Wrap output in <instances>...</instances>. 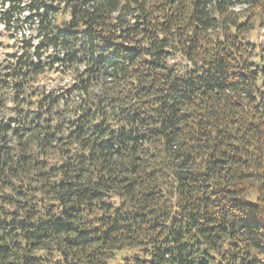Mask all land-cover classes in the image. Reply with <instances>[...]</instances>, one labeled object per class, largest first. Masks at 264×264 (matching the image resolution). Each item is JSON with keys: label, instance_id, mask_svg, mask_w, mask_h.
I'll return each mask as SVG.
<instances>
[{"label": "clouds", "instance_id": "1", "mask_svg": "<svg viewBox=\"0 0 264 264\" xmlns=\"http://www.w3.org/2000/svg\"><path fill=\"white\" fill-rule=\"evenodd\" d=\"M261 49L264 0H0V123H12L13 117V128L22 132L37 124L45 130L47 135L41 131L24 136L23 151L31 153L33 162L46 161L49 168L63 164L81 169L82 160L101 155L95 149L100 142L121 151L109 168L98 162L87 164L89 175L76 182L77 189L95 191L103 178L107 184L103 199L111 206L101 212L98 202L86 203L58 192L64 201L60 203L46 195L60 180L51 171L30 167L17 171L22 149L8 133L3 143L12 147L0 155V221L8 224L0 227V264H35L34 257L46 259L47 264L58 259L60 264L77 259L109 264V257L119 260L117 248L125 249L128 264H264ZM35 66L43 69L42 74ZM17 70L27 75L17 76ZM241 81H245L241 89L227 87ZM216 84L219 93L204 88ZM236 103L239 109L231 107ZM186 113L192 118L185 119ZM181 120L184 123L178 126ZM53 134L57 139L63 136L57 151L48 147ZM232 139L240 141L239 149ZM221 140L220 150L240 163L223 171L214 169L218 173L214 181L198 183L203 162L195 157L207 155L211 144ZM64 145L70 148L67 155H61ZM88 145L93 146L91 155ZM135 147L140 148L139 160L130 150ZM42 151L47 153L43 157ZM185 157L193 161L188 167ZM149 169H155L151 179ZM41 172L44 179L38 178ZM127 173L140 187L126 195L122 184L109 178L119 180ZM248 175L261 179L259 195L235 197L256 187L254 180L239 179ZM178 177L199 190L185 192ZM36 182L44 186L42 193L31 190ZM153 186L165 189L163 200L159 193L157 199H148ZM21 190L24 195L18 197ZM53 199H57L54 211ZM69 202L85 205L77 221L81 228L95 229L99 222L93 234L101 237L105 229H119L112 233L113 242L66 250L64 236L53 234L43 248L34 249L32 236L49 222V214L63 219ZM136 212L145 213L144 219L120 223ZM172 216L189 217L182 221L189 227L192 222L202 229L214 223L217 232L208 239L193 229L185 236L189 243L183 244ZM21 221L27 224L23 231L17 226ZM157 221L159 227L153 230L150 225ZM225 224L240 227H230L234 234L229 236L219 232ZM218 235L222 238L215 239ZM174 238L177 243H172ZM57 247L76 255L65 261Z\"/></svg>", "mask_w": 264, "mask_h": 264}, {"label": "trees", "instance_id": "2", "mask_svg": "<svg viewBox=\"0 0 264 264\" xmlns=\"http://www.w3.org/2000/svg\"><path fill=\"white\" fill-rule=\"evenodd\" d=\"M215 19V17L213 18ZM137 23H140V21H137ZM211 25H209V28ZM119 42V41H117ZM248 45L250 48L255 49L256 45L249 41ZM128 47L129 45H125ZM131 47H135V43L131 45ZM238 50V49H237ZM261 51H264V49H261ZM10 55H15V53H10ZM264 58V57H262ZM253 63H255L253 61ZM34 70L38 73L43 72V69L40 66H35ZM49 71H53L52 69H49ZM17 76L20 75H27V73H23L19 70L15 71L14 73ZM260 73H257L259 75ZM8 76L13 75V73L7 74ZM245 76L247 75L246 73L244 74ZM53 76H55V71H53ZM245 81H241L239 83L235 84H229L227 85L228 88L231 90L235 91L238 89H241L244 85ZM20 82H17L16 87H20ZM204 88L212 93H219L220 91V85L216 84L214 87L209 86V85H204ZM169 99H172L171 97ZM186 99V98H185ZM231 107L239 109L240 104L236 103L231 105ZM185 119H191L190 114H185ZM12 123H15V118L10 117L9 118ZM12 123H0V155H3L6 153L8 149L12 147V145L5 144L3 141L8 140V133H11L12 136L16 137V140L18 142V147L22 149L20 156L17 160V163L19 164V168L17 171H24L25 168L30 167L35 171L38 168H43L45 171H51L54 176L60 177V180L58 183H54L52 186V189L46 193V195L57 197L58 192H64L67 194H70L73 199L80 200L83 199L86 203H93V202H98L101 204V208L99 209L101 212L105 210V208H110L111 206V201L104 200V192L107 189V184L106 182L103 181V178H100V180L97 183V187L95 191H90L88 187H83L81 189H77L76 187V182L79 181L82 176H87L89 175V172L86 169L87 164L89 163H99L101 166L105 168H109L111 164L115 163V158L121 155V151L119 148L113 146V145H104L103 142H100L99 144L95 145L96 152L101 153L99 157L97 156H92V159L89 161L87 159L81 161V169L74 170L71 166L66 167L65 165H60L59 167H56L55 165H52L51 168H49L47 162H41L40 160H37L33 162L32 156L30 152L23 151L27 147L26 143L23 140V137L26 135H31L33 132L39 133L41 131H45L43 129H40L39 125L37 124L36 127H28L21 131L19 128H13ZM184 120L179 121V124H183ZM254 130V129H253ZM221 132L223 129L220 130ZM45 135H47V132L45 131ZM219 135V133H217ZM69 136L73 141L78 140V137L73 135V133H69ZM49 140L51 143L49 144L48 147H50L53 151H57L56 145H61L63 143V136L60 135V138H56V134H53L52 136L49 137ZM145 142H147V139L145 138ZM165 142L167 143V139L165 138ZM129 143L136 144L138 142L136 141H129ZM231 143L235 146L236 149H239L240 147V141L236 139H232ZM223 144V141L219 142H213L211 146L209 147L207 155H200L196 156V160H200L203 162V171H200L197 173L199 180L198 183H209L211 181H214L217 178L218 173L214 171V169H219L220 171H223L225 168H228L229 166H235L240 163V160L235 159L234 155H229L227 150L221 151V146ZM37 146L39 147V142H37ZM65 151L61 153V155H67L68 152L70 151V148L67 145H64ZM86 151L89 155L92 154V145L85 146ZM131 151H134L137 153L136 159L139 160L140 156V148L135 147L133 149H130ZM104 153H107V155H104ZM47 153L45 151L41 152V156H45ZM190 156L194 155V151L189 154ZM155 158V156H153ZM187 159V164H185V167H188V165L192 164L193 161L192 159ZM137 169H133V171H136ZM9 171H13L12 169H9ZM155 172V169H149V174H148V179L152 178V173ZM13 175H15V172H13ZM38 178L39 179H44V173H38ZM131 176V173H127L124 176H122L119 180H116L115 178L110 177L109 179L113 180V183H119L122 184V191L127 195L131 193L134 189L140 187L139 183H137L136 180L130 179L129 177ZM65 177H72V179H65ZM161 183L164 181V177L161 175L159 177ZM239 179L242 180H247V181H252L254 180L256 183L255 188H251L249 193H235V197L240 198L242 196H248V195H253V196H258L260 192V185H261V179L259 177H252L250 175L248 176H243L240 177ZM177 183L181 185L183 190L185 192H196L199 189H197L195 186H193L192 182L188 181L187 179H184L183 181L181 180L180 177L177 178ZM11 187V185H8ZM31 190L36 192V193H42L44 191V186L39 184L38 182L33 183L31 186ZM165 189L162 187H156L153 186L149 188L147 192V197L149 200H155L157 199V193H159V199L163 200V193ZM24 192L18 191L17 196L18 197H23ZM117 197H119L120 192L116 191ZM57 199H59L57 197ZM57 199H53L50 201V204L52 206L53 211L55 210V206L57 203ZM11 202V201H8ZM60 203H64L63 199H59ZM131 202V201H129ZM85 210V205L84 204H77V203H71L69 202L64 210V217L63 219L59 217H53L51 214L48 216V221L42 225L41 229L39 232L32 236L33 240V248L34 249H41L44 246V242L51 239L52 235H63L64 236V244L66 246V250L68 248L71 249H84V248H94L95 245L97 244H104L107 245L109 243L113 242V236L112 233L114 231H118L119 229L113 227L111 231L108 229H105L104 235L98 236L94 235L93 233L98 232L99 230V222L97 224V228L95 229H89V228H81L79 224L77 223L79 219V214L83 213ZM153 215L155 214V209H152ZM145 217V213L142 212H136L134 214H131L130 216L127 217H122L120 223L122 225H127L130 221H140L143 220ZM171 222L173 224H176L178 228L180 229V235H179V242L183 244H188L189 240L185 239V236L189 231H192L195 229L196 231L201 233L202 237L212 239L213 236L212 234L217 232V227L214 223L210 225L208 228H201L198 223L192 222L191 226L189 227L188 223H182V221H188L189 217H177V216H172ZM101 221H103V216L100 218ZM28 223H31L29 221ZM8 224L0 221V227H7ZM20 230H24L27 227V224L24 221L19 222L17 225ZM150 227L154 230L155 228L159 227V221L154 223L153 225H150ZM235 229L237 227H240L238 224L237 225H228L225 224L222 228L219 229V232L221 233H226L227 235L231 236L234 234L233 231H229V228ZM68 233H74L73 238H69ZM251 235H256V233H251ZM26 239L28 238V235L25 237ZM215 239H221L222 236H215ZM116 243H119V241H116ZM172 243H177L176 239L174 238ZM199 243V241H197ZM230 243L235 244V241H230ZM126 247H131V245H126ZM124 248H117L116 252L119 250H123ZM45 251L47 249H44ZM57 252H59V255L63 257L65 261L69 260V256H75V252H60L59 248L57 247L56 249ZM167 251V249H166ZM205 253H207L209 256H212L211 253L208 252V249H204ZM89 255L91 256L92 253L90 252ZM114 257V256H112ZM112 257H109L111 259ZM34 262L35 264H47V260L39 257H34ZM214 259V257H212ZM87 260V257L85 258ZM56 264H60V260L58 259L56 261ZM71 264H84V261L82 260H73Z\"/></svg>", "mask_w": 264, "mask_h": 264}, {"label": "rangeland", "instance_id": "3", "mask_svg": "<svg viewBox=\"0 0 264 264\" xmlns=\"http://www.w3.org/2000/svg\"><path fill=\"white\" fill-rule=\"evenodd\" d=\"M125 249L117 251V254H119V260L114 256L111 259H109V264H121V261L123 264H128V257L127 255H124Z\"/></svg>", "mask_w": 264, "mask_h": 264}]
</instances>
